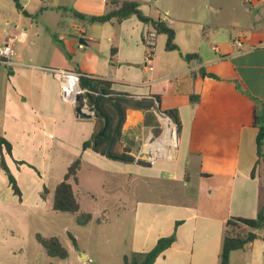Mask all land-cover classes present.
<instances>
[{"label": "crops", "instance_id": "obj_1", "mask_svg": "<svg viewBox=\"0 0 264 264\" xmlns=\"http://www.w3.org/2000/svg\"><path fill=\"white\" fill-rule=\"evenodd\" d=\"M110 1L0 0V48L11 41L14 50L10 64L0 61V136L11 145L5 163L17 182H47L56 157L66 172L80 158L73 186L80 206L79 195L94 197L77 193L85 170L88 182H115L119 195H109V205L95 213L104 221H94L113 225L109 264L144 254L173 233L175 242L154 264H219L226 223L254 219L264 208L263 142L257 145V118L264 119V0H197V7L189 0H128L176 31L180 50L166 51V37L156 43L150 73L139 67L151 25L136 16L90 20L104 15ZM197 24L207 29L199 33ZM209 38L216 44L208 47ZM238 40L244 41L241 52ZM187 54L198 57L186 61ZM58 68L114 82V90L137 99L157 95L162 110L176 109L181 130L174 159L125 164L83 149L95 121L76 117L61 100L51 72ZM201 68L218 78L202 76ZM192 95L199 97L195 104ZM151 113L146 124L142 111L126 112L118 151L129 149L135 161H147L138 154L162 129L156 111ZM257 235L231 253V264H264V230ZM77 252L88 260V253Z\"/></svg>", "mask_w": 264, "mask_h": 264}, {"label": "trees", "instance_id": "obj_2", "mask_svg": "<svg viewBox=\"0 0 264 264\" xmlns=\"http://www.w3.org/2000/svg\"><path fill=\"white\" fill-rule=\"evenodd\" d=\"M110 9L102 16L90 17L93 22L106 23L112 19L119 21L128 19L132 16H136L141 22L149 24L158 35L166 37V51H178L179 46L175 42L176 31L169 27L165 22L152 19L144 14L141 10V5L138 1H117L111 0L109 2ZM17 8L21 9L18 1H16ZM84 18L83 15L77 14ZM198 57L197 54H187L184 59L191 61ZM82 74L80 72H77ZM200 74L202 76L218 78L213 74H207L206 71L201 68ZM81 86L89 90L88 99L90 104L95 109V128L94 133L89 140L83 143V149H91L95 154L107 158L117 163H136L138 165H148L150 162L145 160H137L130 155V150L124 148L122 152L118 149L123 138V126L126 121V112L128 109H134L142 111L145 114V123L148 124L150 117L152 116L151 110H155L156 114H164L168 116L173 124V134H177L181 130V120L176 109L162 110L161 99L157 95H150L149 97H143L137 99L136 96L127 92H119L113 89L114 82L82 74ZM237 87L240 86L237 84ZM199 97L197 95L191 96L192 103H197ZM257 124L259 125V132L257 136V145L260 149L264 140V119L263 117L257 118ZM10 155L11 145L2 136H0V166L6 172L10 186L15 195L21 196V192L17 186V181L12 176L9 168L5 163V154ZM81 167V159L75 160L67 169L66 174L63 176L62 182H60L54 190V198L52 209L61 213H68L75 216L77 225L85 226L91 222H102L98 217L94 219L90 213L82 212L81 206L75 195L73 189L74 184L78 183L79 169ZM264 230V208H260L257 217L251 218H232L226 223V229L224 231L222 251L219 255V264H231L230 255L236 250L245 248L250 242H254L257 238V231ZM74 246L77 248L75 238L71 236ZM175 233L168 237L160 238L154 247V249L144 253L136 254L132 256H125L123 264H154L156 259L167 249H169L175 242ZM38 242L45 249L47 255L52 258L66 259L68 257V251L63 247L57 237L44 238L37 235Z\"/></svg>", "mask_w": 264, "mask_h": 264}, {"label": "rangeland", "instance_id": "obj_3", "mask_svg": "<svg viewBox=\"0 0 264 264\" xmlns=\"http://www.w3.org/2000/svg\"><path fill=\"white\" fill-rule=\"evenodd\" d=\"M166 1V0H164ZM195 3L197 0H189ZM197 7V3L194 4ZM158 14L155 12V16ZM200 18H202L200 16ZM212 21V19H211ZM199 33L207 29V26H195ZM203 29V30H201ZM162 39L156 38V43L160 45ZM216 44L214 39H208V47ZM155 66V60L153 62ZM142 73L143 65L139 67ZM264 148V140H263ZM36 159V158H31ZM56 168L50 173L47 182H16L21 192V196L15 195L12 190L9 179H2V170L0 169V264H109L111 260V238L109 231L113 225L100 227L97 223L81 226L77 225L75 216L68 213H61L52 209L54 189L60 183L61 176L66 173V168H62L56 157ZM17 170V169H16ZM85 170L81 174V188H77V193L89 192L81 196V211L90 213L95 219L97 211L107 207L105 200L108 197L118 196V186L115 182H109L104 187L105 182H88L89 178ZM73 186L75 185L71 182ZM39 184V185H38ZM46 187L49 191L44 188ZM38 185V189L35 187ZM44 188V190H43ZM43 190V193H42ZM44 197L43 200L39 196ZM110 195V196H109ZM22 197V200L20 201ZM100 220L105 219L101 214ZM37 235L44 238L57 237L63 247L68 251L66 259L49 257L37 240ZM71 236L76 239L78 249L89 254L86 261L78 257V252L73 244ZM120 248V247H119ZM111 249L113 247L111 246ZM93 257V258H92ZM89 259L92 261L89 262ZM99 260L98 261L96 260Z\"/></svg>", "mask_w": 264, "mask_h": 264}, {"label": "built area", "instance_id": "obj_4", "mask_svg": "<svg viewBox=\"0 0 264 264\" xmlns=\"http://www.w3.org/2000/svg\"><path fill=\"white\" fill-rule=\"evenodd\" d=\"M157 31L147 30L143 34V44L146 48V55L144 56V69L146 73L153 71V56L155 55L156 37ZM244 41L238 40L235 45L239 52L242 51ZM214 51H218L217 47L212 48ZM14 50L11 41L7 42L5 46L0 48V61L4 64H10L13 57ZM53 79H55L60 88V98L63 102L71 104L76 110L80 108L81 111L94 118L95 109L90 104L88 99L89 90L81 86L82 74L66 69H52ZM162 129L159 135L153 138V141L146 144L145 148H142L139 157H144L147 161L153 162L157 160H172L177 154V139L176 134L172 133L173 124L171 119L164 115H159Z\"/></svg>", "mask_w": 264, "mask_h": 264}, {"label": "water", "instance_id": "obj_5", "mask_svg": "<svg viewBox=\"0 0 264 264\" xmlns=\"http://www.w3.org/2000/svg\"><path fill=\"white\" fill-rule=\"evenodd\" d=\"M75 114H76V117L81 118V119H92L93 118L92 116L83 113L79 107L76 108Z\"/></svg>", "mask_w": 264, "mask_h": 264}]
</instances>
